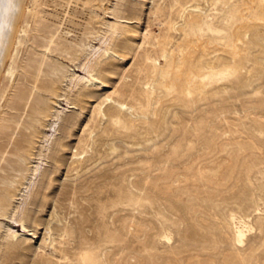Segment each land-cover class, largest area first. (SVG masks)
Wrapping results in <instances>:
<instances>
[{
	"label": "rangeland",
	"instance_id": "obj_1",
	"mask_svg": "<svg viewBox=\"0 0 264 264\" xmlns=\"http://www.w3.org/2000/svg\"><path fill=\"white\" fill-rule=\"evenodd\" d=\"M45 24L83 81L0 214V264H264V0H38L0 116Z\"/></svg>",
	"mask_w": 264,
	"mask_h": 264
},
{
	"label": "bare ground",
	"instance_id": "obj_2",
	"mask_svg": "<svg viewBox=\"0 0 264 264\" xmlns=\"http://www.w3.org/2000/svg\"><path fill=\"white\" fill-rule=\"evenodd\" d=\"M114 27L115 29L117 28L116 25L112 26L113 29ZM47 28L48 25L45 24L44 29L40 30L38 35H34L35 43L39 48H32L31 56L25 61V68L23 72L24 78L21 82H18L14 92L10 97L8 104L10 111L5 112L0 116V172H2V174L0 173V180H4L3 186H0L1 215L7 216V212H9V197L11 195L14 196V192L18 190L21 191V189L17 188L16 184L22 185L21 181L23 179H27V176H24L23 174V164L25 161L28 159V157H44V147L48 148V145H50L52 141H45L47 145H42L41 149L39 146L40 150L38 153L34 151L37 146L36 143L39 142L37 139H45L50 135L45 132L46 130H44V128L47 126L48 118H61L62 116V110L59 111L56 106H51L50 104L53 103L56 105L59 98L61 96L63 97L61 90L63 91L64 88L62 86L68 79L70 80V83L65 85L66 88L69 89H73V87L78 86L80 80L83 81V78L78 77L76 73L72 72L73 70H70V67L66 65L60 66L56 62L51 61L53 59L49 53L52 54L56 50H54L53 47L54 36H49L50 33L48 32ZM26 34L27 30L25 35ZM23 46L24 38L21 42L6 83L1 92L0 105L5 98L6 90L9 87L10 82L14 78L15 66L20 57ZM105 51L108 52L109 49H106ZM87 69L88 66L86 70ZM88 72H90V70H88ZM44 92L48 93L49 97L44 95ZM67 96L66 100L68 101L69 99ZM53 108L56 109L54 110ZM53 125L57 126L54 123ZM48 126L50 125L48 124ZM16 131H19V134L15 138L14 134ZM11 156H14V158ZM7 166L10 167V170H6V168H8ZM41 167L43 166L36 164L34 166H30L28 168L30 176L35 177L36 174L39 173L38 171L41 170ZM13 209H16V207ZM16 210H10L14 214L12 217H15ZM231 219L234 224L237 242L244 243L250 227L247 225L245 220L237 217L235 214H232ZM7 236L10 237L8 239H11V237H18V233L14 232L13 230V232Z\"/></svg>",
	"mask_w": 264,
	"mask_h": 264
},
{
	"label": "water",
	"instance_id": "obj_3",
	"mask_svg": "<svg viewBox=\"0 0 264 264\" xmlns=\"http://www.w3.org/2000/svg\"><path fill=\"white\" fill-rule=\"evenodd\" d=\"M37 3L38 0H18L19 11L13 19L12 29L0 40V95Z\"/></svg>",
	"mask_w": 264,
	"mask_h": 264
},
{
	"label": "clouds",
	"instance_id": "obj_4",
	"mask_svg": "<svg viewBox=\"0 0 264 264\" xmlns=\"http://www.w3.org/2000/svg\"><path fill=\"white\" fill-rule=\"evenodd\" d=\"M18 11V0H0V40L11 31L13 19Z\"/></svg>",
	"mask_w": 264,
	"mask_h": 264
}]
</instances>
